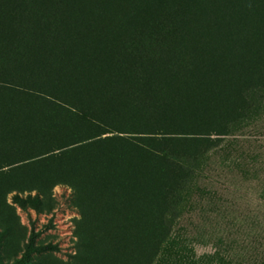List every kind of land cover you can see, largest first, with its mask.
<instances>
[{
    "label": "trees",
    "instance_id": "16d2710c",
    "mask_svg": "<svg viewBox=\"0 0 264 264\" xmlns=\"http://www.w3.org/2000/svg\"><path fill=\"white\" fill-rule=\"evenodd\" d=\"M262 95L264 0H0V170L108 168L150 263L190 213L198 165ZM15 201L53 209L44 190ZM40 233L18 264L59 252ZM238 248L264 264L260 244Z\"/></svg>",
    "mask_w": 264,
    "mask_h": 264
},
{
    "label": "rangeland",
    "instance_id": "374dc122",
    "mask_svg": "<svg viewBox=\"0 0 264 264\" xmlns=\"http://www.w3.org/2000/svg\"><path fill=\"white\" fill-rule=\"evenodd\" d=\"M224 140L198 165L190 213L151 263L147 243L133 234L121 204L113 206L114 191L124 186L108 168L1 169L0 264H18L32 230L41 232L37 242L56 244L59 252L34 254L28 264H247L237 258L241 240L264 250V113ZM37 190L51 195V212L15 201ZM51 217L55 227L44 231Z\"/></svg>",
    "mask_w": 264,
    "mask_h": 264
}]
</instances>
